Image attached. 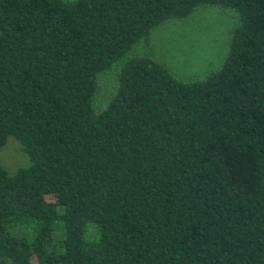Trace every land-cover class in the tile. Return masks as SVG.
I'll use <instances>...</instances> for the list:
<instances>
[{"label":"trees","instance_id":"trees-1","mask_svg":"<svg viewBox=\"0 0 264 264\" xmlns=\"http://www.w3.org/2000/svg\"><path fill=\"white\" fill-rule=\"evenodd\" d=\"M202 6L237 20L215 71L131 54ZM10 139L0 264H264V0H0Z\"/></svg>","mask_w":264,"mask_h":264},{"label":"rangeland","instance_id":"rangeland-1","mask_svg":"<svg viewBox=\"0 0 264 264\" xmlns=\"http://www.w3.org/2000/svg\"><path fill=\"white\" fill-rule=\"evenodd\" d=\"M237 20L215 6L197 8L182 21H170L155 28L133 48L131 54L145 55L162 63L176 78L194 80L215 71L228 50L231 31ZM115 77L113 72L100 77L95 104L103 105ZM11 139L0 150V164L19 167L23 159ZM6 164V165H5Z\"/></svg>","mask_w":264,"mask_h":264}]
</instances>
